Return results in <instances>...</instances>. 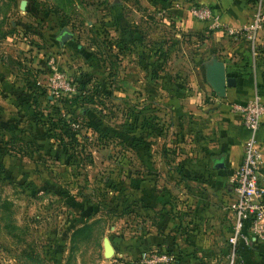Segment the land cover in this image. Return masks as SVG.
Returning <instances> with one entry per match:
<instances>
[{"label": "rangeland", "instance_id": "obj_1", "mask_svg": "<svg viewBox=\"0 0 264 264\" xmlns=\"http://www.w3.org/2000/svg\"><path fill=\"white\" fill-rule=\"evenodd\" d=\"M199 4L0 0V264H146L143 253L176 256L132 242L148 238L160 212L179 220L178 213L193 212L184 165L226 104L206 67L228 59L223 41L232 39L188 24L199 25L188 12ZM118 15L130 38L121 39ZM63 27L72 36L61 45ZM52 67L67 76L71 92L50 94ZM23 93L37 98L32 110L45 107L71 125L76 150L55 146L67 165L39 146L50 124L17 105ZM136 223L143 227L134 231ZM105 238L130 255L105 256Z\"/></svg>", "mask_w": 264, "mask_h": 264}, {"label": "crops", "instance_id": "obj_2", "mask_svg": "<svg viewBox=\"0 0 264 264\" xmlns=\"http://www.w3.org/2000/svg\"><path fill=\"white\" fill-rule=\"evenodd\" d=\"M197 1L211 6L223 23L241 26L252 20L257 0ZM189 23L194 29L205 25L200 22L198 25L193 21ZM229 37L232 43L223 41L222 51L228 59L219 60L224 63L227 76L234 78L235 83L226 86L223 96L226 104L222 107L220 117L216 118L217 121L212 120L215 124L214 129L209 137L200 141L201 146L196 149L195 158L184 165V174L187 176L182 178V182L195 189L194 210L178 213L180 220L179 217L171 215V212H160L162 216L159 222L147 226L150 228L148 238H144L145 241L138 240V243H135L136 240L132 242L136 249L162 247L173 250L176 254V256L173 254L174 264H226L230 254L228 237L231 233L233 215L228 211V207L235 197L231 177L242 162L244 144L249 134L243 127L239 114L232 110L229 103H243L255 92L264 102V28L259 31L257 43L253 48L242 37ZM257 139L263 152L259 173L264 186V115L261 118ZM183 195L188 197L189 193L184 191L181 197ZM168 201L166 199L163 203ZM150 213L149 216H152V212ZM180 223L181 225L185 223L183 230L185 233H179ZM247 223L243 228L247 241L238 242L236 259L241 264H264V243L255 239L250 224ZM142 227L136 223L133 228L135 231ZM156 233L165 236L155 239ZM112 247L114 253L121 257L130 255L129 252L118 254L117 246Z\"/></svg>", "mask_w": 264, "mask_h": 264}, {"label": "built area", "instance_id": "obj_3", "mask_svg": "<svg viewBox=\"0 0 264 264\" xmlns=\"http://www.w3.org/2000/svg\"><path fill=\"white\" fill-rule=\"evenodd\" d=\"M253 18L241 26H231L223 23L214 9L206 4L191 5L189 14L209 29L225 30L234 38L242 37L255 47L259 31L264 26V5L262 0L256 1ZM50 94L57 96L73 90L67 76L58 68L52 67L47 79ZM231 108L240 116L243 127L249 137L244 144L243 158L231 177L235 197L230 204L233 223L228 237L230 254L226 264H241L236 259V248L239 241H247L243 233L248 221L252 235L258 242L264 243V186L260 181L259 168L263 160V152L257 139L261 118L264 115V102L255 92L243 103H232ZM147 256V258H146ZM142 258L146 264H174L173 254H147Z\"/></svg>", "mask_w": 264, "mask_h": 264}, {"label": "trees", "instance_id": "obj_4", "mask_svg": "<svg viewBox=\"0 0 264 264\" xmlns=\"http://www.w3.org/2000/svg\"><path fill=\"white\" fill-rule=\"evenodd\" d=\"M171 1H173V0H160L161 7H163V8L169 7ZM174 1H176V0H174ZM118 19H119L120 24L122 26L121 39L124 40L125 37H127V35H129L128 33L130 31L127 30V24H125L126 22L122 20L121 15H118ZM129 38H130V35H129ZM39 91H41V92H39V94H43L42 90H39ZM17 97L19 100V102H17V105H19L20 107L22 106V108H24L26 111H28L32 115H34V119L37 123H41L42 125H44L46 123L42 122V121H45V119H46V122H49V124H50V127L48 128L47 133H43L41 135H39V133H38L39 139L42 140V142L39 144V146L42 147L43 149H45V151L55 161H58V163H65L67 165V163H68L67 159L58 160L60 158H59L58 151L55 149V146L60 147L61 150H63L64 152H68V151L74 152L76 150L73 147V143L76 141L75 132L72 130L71 125L66 123L64 118H59L58 121H54L53 118H51L50 114L47 112L45 107L41 108L39 110V112H35L34 110H32L31 109L32 105H34V107L37 106V100H36L37 98L36 97L33 98V95L31 96V94L23 93V94H18ZM48 97H51V96L49 95ZM89 125H93L92 121H89ZM57 127L59 128V132L53 133L52 129L53 128L58 129ZM94 131L98 132V133H102L101 130L98 129L97 127L94 128ZM47 137H51L52 141L51 142H48V141L45 142V139H47ZM65 139H69V142H67ZM184 173H185V170H183L182 177L187 176ZM66 175L67 174H64L61 176L64 177ZM164 252L168 253L169 251H164Z\"/></svg>", "mask_w": 264, "mask_h": 264}, {"label": "water", "instance_id": "obj_5", "mask_svg": "<svg viewBox=\"0 0 264 264\" xmlns=\"http://www.w3.org/2000/svg\"><path fill=\"white\" fill-rule=\"evenodd\" d=\"M26 2H23L22 5L25 6ZM72 36V32L67 28L63 27L58 35V41L62 45L64 41L69 39ZM206 77L214 89V91L220 95L224 96L226 86H232L235 82L234 78L227 76L224 63L220 60L213 61L206 67ZM114 249L108 238L104 239V254L105 256L112 255ZM133 264V263H130Z\"/></svg>", "mask_w": 264, "mask_h": 264}]
</instances>
